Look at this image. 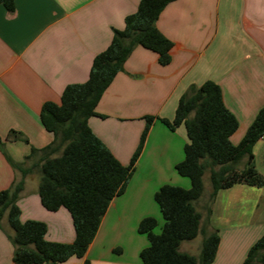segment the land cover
<instances>
[{
	"label": "crops",
	"instance_id": "obj_1",
	"mask_svg": "<svg viewBox=\"0 0 264 264\" xmlns=\"http://www.w3.org/2000/svg\"><path fill=\"white\" fill-rule=\"evenodd\" d=\"M13 1L12 11L0 4V190L21 177L8 159L30 167L17 199L20 220L43 221L47 240L70 243L74 230L67 210L48 211L40 203L41 153L26 156L31 147L40 149L52 141L39 123L42 104L58 102L67 84L86 80L93 57L110 42L112 28L123 27L124 17L135 11L139 0ZM155 25L173 44L169 63L161 65L155 52L133 47L124 69L97 103L96 112L103 117L87 120L92 132L126 165L144 127V116L172 120L188 86L212 80L237 119L230 140L238 143L264 105V0H173ZM9 130L22 132L29 142L5 139ZM186 141L184 124L170 130L155 120L125 191L109 203L85 255L59 264H82L84 260L89 264H142L139 252L148 241L137 225L146 216L163 222L154 192L163 184L190 186L189 179L175 170ZM252 151L255 169L264 178V136ZM199 211L196 237L200 244L204 233L217 230L219 235L211 264H241L251 244L264 233V184L236 183L220 189L208 216L206 210ZM8 234L12 229L4 215L0 264H15ZM181 245L179 250L189 253Z\"/></svg>",
	"mask_w": 264,
	"mask_h": 264
},
{
	"label": "trees",
	"instance_id": "obj_2",
	"mask_svg": "<svg viewBox=\"0 0 264 264\" xmlns=\"http://www.w3.org/2000/svg\"><path fill=\"white\" fill-rule=\"evenodd\" d=\"M171 1L139 0L135 11L124 17L123 27L112 28L110 42L93 57L86 80L67 84L58 102L46 101L40 108L39 123L51 134L52 141L40 149L31 147L26 158L35 152L41 153L37 187L40 203L48 211L60 207L67 210L74 230L72 242L49 241L45 237V222L20 220L17 199L23 189L24 176L31 168H23L8 159L21 172V177L11 187L0 190V224L6 215L12 229V234L7 236L15 264H59L72 256L85 255L109 203L125 191L149 127L155 120L170 130L184 124L187 141L183 145V159L175 164V170L189 179L190 186L163 184L154 192L153 199L163 222L156 233L155 217L146 216L139 221L137 231L148 241L139 252L142 264L212 263L219 244L217 230L204 233L198 256L179 250L182 241L195 238L200 231L201 213L194 201L203 191L202 176L206 170L211 185L205 209L207 216L218 190L236 183L264 184V178L255 169L252 151L254 144L264 136V105L239 142L233 144L230 136L238 122L225 106L220 86L212 80L189 85L178 99L172 120L144 116V127L126 165L119 162L88 126L89 117H103L96 112L97 103L116 74L124 69L133 47L155 52L161 65L169 63L173 44L155 23ZM0 4L8 11L14 9L13 0H0ZM5 139L29 142L16 130H9ZM244 158L240 168L238 162ZM82 264L89 261L84 260ZM241 264H264V233L251 244Z\"/></svg>",
	"mask_w": 264,
	"mask_h": 264
},
{
	"label": "rangeland",
	"instance_id": "obj_3",
	"mask_svg": "<svg viewBox=\"0 0 264 264\" xmlns=\"http://www.w3.org/2000/svg\"><path fill=\"white\" fill-rule=\"evenodd\" d=\"M244 165V159H242L240 162H238V166H242ZM202 181H203V191L200 195V197L194 201V205L196 207V209L199 211L201 210L202 212L205 211L206 206L208 204V194L210 192V181H209V176H208V170H206V172H204L203 176H202ZM162 223H157V226L154 228V232L158 233L160 231ZM180 244H182L181 248H185L188 249L189 253H191L192 255H197L200 251V239L199 237L193 238L191 240H186V241H182Z\"/></svg>",
	"mask_w": 264,
	"mask_h": 264
}]
</instances>
